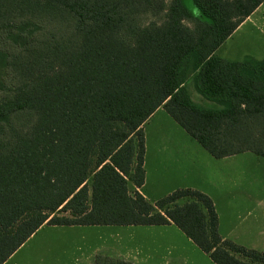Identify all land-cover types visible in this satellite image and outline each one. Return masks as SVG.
<instances>
[{"label": "trees", "instance_id": "trees-1", "mask_svg": "<svg viewBox=\"0 0 264 264\" xmlns=\"http://www.w3.org/2000/svg\"><path fill=\"white\" fill-rule=\"evenodd\" d=\"M263 2L0 0V264L45 224L170 223L216 264H264L220 235L207 194L129 188L161 106L216 158L264 157V59L215 55ZM191 76L220 108L192 100Z\"/></svg>", "mask_w": 264, "mask_h": 264}, {"label": "crops", "instance_id": "crops-1", "mask_svg": "<svg viewBox=\"0 0 264 264\" xmlns=\"http://www.w3.org/2000/svg\"><path fill=\"white\" fill-rule=\"evenodd\" d=\"M263 7L264 2L237 29L254 20L256 15L264 22V12L261 13ZM224 43L215 51V55L230 61H240L231 60L227 56L228 52L226 55H218ZM189 84L194 87V95ZM185 87L197 104L209 108L221 107L197 91L193 76L185 82ZM143 128L145 183L137 188L130 182L129 188L132 191L138 189L152 203L177 189L199 190L212 198L219 218V233L224 239L264 251V157L252 151H244L216 158L162 106L147 119ZM186 200L188 199H181L178 203L183 204ZM126 226L156 228L161 239H153L152 235L138 239L137 234H133V238L125 240L120 232ZM60 230H63L61 232L66 235V239L72 238L76 250L72 258L75 260L73 264H95L98 254H102L105 264H161L162 261L165 264H216L174 223L70 226L45 224L4 264H54L52 259L37 256L32 249H28V244L42 232V237H46ZM98 234L103 241L97 242L92 237ZM104 234L111 239H102Z\"/></svg>", "mask_w": 264, "mask_h": 264}, {"label": "rangeland", "instance_id": "rangeland-1", "mask_svg": "<svg viewBox=\"0 0 264 264\" xmlns=\"http://www.w3.org/2000/svg\"><path fill=\"white\" fill-rule=\"evenodd\" d=\"M264 12V7L261 9V13ZM256 15L254 20L245 24L244 26L237 29L224 43V46L218 51V55H226L231 58V60H241L243 58L253 56L257 58H264V22L259 19ZM5 60L0 57V88L3 87L5 82L8 80L7 67H5ZM191 92L194 95V87L189 84ZM208 103V100H207ZM93 229V228H88ZM63 230L58 231V233H51L46 237L42 234H38L36 238L28 244V249L41 257H46L47 259H52L54 264H73L75 260H72L75 256V246H73L71 239H66V235H63ZM69 231V230H68ZM67 231V232H68ZM95 234V233H94ZM120 234L125 240L133 238V234H137L138 239H145L152 235L153 239H161L160 232L154 228H148V226H143L139 228H133L126 226L125 230H122ZM96 238L95 241L100 240V234L92 235ZM92 238V239H93ZM102 239H111L108 235H102ZM46 240L45 242H40ZM93 241V240H92ZM165 264L164 261H162ZM95 264H105L102 260V254H98L95 257Z\"/></svg>", "mask_w": 264, "mask_h": 264}]
</instances>
